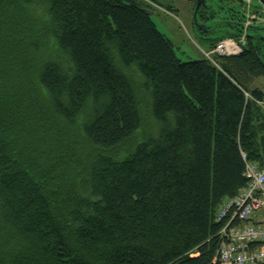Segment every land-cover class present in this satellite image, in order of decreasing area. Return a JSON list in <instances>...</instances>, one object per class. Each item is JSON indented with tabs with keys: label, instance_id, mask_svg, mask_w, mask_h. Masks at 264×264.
Wrapping results in <instances>:
<instances>
[{
	"label": "trees",
	"instance_id": "obj_1",
	"mask_svg": "<svg viewBox=\"0 0 264 264\" xmlns=\"http://www.w3.org/2000/svg\"><path fill=\"white\" fill-rule=\"evenodd\" d=\"M216 60L178 58L142 0H0V264H219L216 212L264 167V40ZM129 68L159 132L91 157L140 126Z\"/></svg>",
	"mask_w": 264,
	"mask_h": 264
},
{
	"label": "rangeland",
	"instance_id": "obj_2",
	"mask_svg": "<svg viewBox=\"0 0 264 264\" xmlns=\"http://www.w3.org/2000/svg\"><path fill=\"white\" fill-rule=\"evenodd\" d=\"M142 1L148 2L151 17L157 29L171 40L176 56L183 61L206 58L203 52L212 50L210 40H217L221 37H231V35H235V38L240 40L243 50V46L246 45L247 39L240 36L234 28L223 26L224 22L228 21L227 17L230 13L234 15L242 13V16H253L258 18L260 22H264V11L260 8H247L240 0H211L209 2L207 1V6L208 8L210 6L213 12L216 13L215 17H207L205 19L198 14L197 22L206 24L209 28H212L207 35L202 36L196 27L197 25L195 26L193 11L195 0ZM217 23H219V25ZM261 27L264 28V23L261 24ZM249 34L255 35V32L250 31ZM261 35H264V30L261 32ZM51 43L52 42L48 44L47 51L49 54L53 52ZM217 57L216 55L214 56L216 62ZM124 71L133 81L137 91L140 103V126L129 140L110 149H100L82 140V142H84L83 152H87L91 157L100 153L110 156L115 160H122L131 155L139 144L144 143L149 138L157 136L159 132L160 125L155 122L152 116L148 92L144 86L145 79L140 77L135 69L129 68L124 69ZM252 86H257L264 91V78L255 79Z\"/></svg>",
	"mask_w": 264,
	"mask_h": 264
},
{
	"label": "built area",
	"instance_id": "obj_3",
	"mask_svg": "<svg viewBox=\"0 0 264 264\" xmlns=\"http://www.w3.org/2000/svg\"><path fill=\"white\" fill-rule=\"evenodd\" d=\"M247 8L253 4L243 0ZM244 26L259 21L245 15ZM240 36L246 38V29ZM209 52L207 60L217 65L214 56H234L242 52L240 40L234 37L219 39ZM245 159V155L242 154ZM244 175L247 184L238 195L222 202L215 220L223 222L218 235L221 244L217 253L219 264H264V167L245 160Z\"/></svg>",
	"mask_w": 264,
	"mask_h": 264
},
{
	"label": "water",
	"instance_id": "obj_4",
	"mask_svg": "<svg viewBox=\"0 0 264 264\" xmlns=\"http://www.w3.org/2000/svg\"><path fill=\"white\" fill-rule=\"evenodd\" d=\"M206 1L209 2L211 0H196L195 7H194L195 24L198 25L199 28H201L203 30H206V25L201 24L200 22H197V18H198V11H199L201 6H204L207 9ZM248 1H250L255 7H259L261 9H264V0H248ZM234 23L235 22H230V23H228V25L229 24L234 25ZM217 24L219 25V23H217ZM235 25H239V24H235ZM243 28H245L247 31L251 30V31L255 32V35H251V34L246 33V31H245L247 37H249V36L250 37H259L260 39L264 40V35H261V32L264 30V28H262L261 25H255V24H251L248 26H244L243 24H242V26L239 25L240 31L244 32Z\"/></svg>",
	"mask_w": 264,
	"mask_h": 264
},
{
	"label": "flooded vegetation",
	"instance_id": "obj_5",
	"mask_svg": "<svg viewBox=\"0 0 264 264\" xmlns=\"http://www.w3.org/2000/svg\"><path fill=\"white\" fill-rule=\"evenodd\" d=\"M208 5V4H207ZM207 14H206V16H205V19L207 18V17H213L214 16V12H213V10H212V8L209 6V8H208V6H207ZM204 18V17H203ZM214 18V17H213Z\"/></svg>",
	"mask_w": 264,
	"mask_h": 264
}]
</instances>
